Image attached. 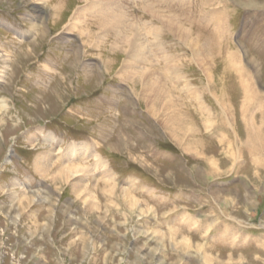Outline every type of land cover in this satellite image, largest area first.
I'll list each match as a JSON object with an SVG mask.
<instances>
[{"label": "rangeland", "instance_id": "obj_1", "mask_svg": "<svg viewBox=\"0 0 264 264\" xmlns=\"http://www.w3.org/2000/svg\"><path fill=\"white\" fill-rule=\"evenodd\" d=\"M94 1L0 0V264H264V0Z\"/></svg>", "mask_w": 264, "mask_h": 264}, {"label": "bare ground", "instance_id": "obj_2", "mask_svg": "<svg viewBox=\"0 0 264 264\" xmlns=\"http://www.w3.org/2000/svg\"><path fill=\"white\" fill-rule=\"evenodd\" d=\"M108 2H109V1H108ZM103 4H104V3H103V0H95L94 2H92L91 4H89V6L87 7V10H91V9L93 10V9H94L95 13H97V12H98V13H102V12L104 11V8H107V6L109 5V4L106 5L107 3L104 4V5H103ZM109 7H110V6H109ZM108 10H110V9H108ZM113 13H114V12H113ZM114 14H115V13H114ZM76 15H77V14H76ZM213 17H214V16H213ZM76 20H77V19H76ZM72 21H73V20H72ZM75 24H76V23H75ZM76 151H77L76 149H70L68 154H69V155H72V156H73V154L76 155ZM45 158H46V157H42V156H41V158H40V161H39V162H40V167L42 166L41 168H46V163H44V161L46 160ZM47 160H48V159H47ZM41 168H39V169H41ZM64 172H65V171H64Z\"/></svg>", "mask_w": 264, "mask_h": 264}]
</instances>
